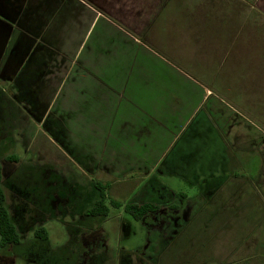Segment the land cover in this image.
<instances>
[{"label":"crops","instance_id":"1","mask_svg":"<svg viewBox=\"0 0 264 264\" xmlns=\"http://www.w3.org/2000/svg\"><path fill=\"white\" fill-rule=\"evenodd\" d=\"M263 25L264 0H0V83L6 85L0 84V141L10 146L17 140L23 149L26 140L34 146L42 137L61 141L68 150H54L58 157L82 171L88 161L102 163L106 151L113 163L127 157L120 171L130 165L147 170L137 157L160 156L155 164L168 175L180 161L176 175L197 189L194 197L209 201L222 188L242 186L238 199L225 192L223 201L246 202L254 184L233 167L255 147L252 137L259 143L264 134L254 126L264 124V87L254 77L260 83L264 76ZM252 61L260 75L251 72ZM183 69L198 80L187 89L180 88L181 78L189 77ZM222 77L231 86L220 89ZM203 106L212 124L206 131L219 142L215 163L185 162L180 149L170 153V143L156 153L159 141L180 129L183 109ZM254 108L256 116L248 115ZM232 125L240 127L239 150L227 141H238ZM263 152L257 148L262 158ZM255 185L264 193V165Z\"/></svg>","mask_w":264,"mask_h":264},{"label":"rangeland","instance_id":"2","mask_svg":"<svg viewBox=\"0 0 264 264\" xmlns=\"http://www.w3.org/2000/svg\"><path fill=\"white\" fill-rule=\"evenodd\" d=\"M259 34L264 35V25ZM251 64H255V67L250 65L253 74L260 75L263 72L261 68L257 70L256 62L252 61ZM177 67L180 69V66ZM184 71L189 73V77L181 78V89H187L188 84L198 82L195 75H190L188 70ZM254 77L255 83L264 87V76H259L260 83H257L258 76ZM224 78L220 80V89L231 86L224 82ZM249 78L251 82L253 76ZM0 84L6 88V85ZM195 87L197 88H192ZM232 87H237V84L234 83ZM219 92L218 95L224 97V93ZM182 94L187 95V91ZM235 102L238 103V99L234 104ZM228 105L233 109V104ZM235 108L242 113L239 105ZM207 109L205 106L200 110L193 107L183 109L180 129L177 126L174 134L171 131L159 141L160 148L156 153L167 148L170 143V153L180 149L185 154V162L193 165V159L197 158V166L208 167L214 164L215 155L219 152V142L215 145V132L206 131V128L212 127L205 119ZM254 110L255 108L248 109V115L256 116ZM217 121L221 122L219 117ZM232 126V136H238V141L235 142L232 138L227 140L230 146L235 144L234 149L225 141L227 152L235 150L240 142V127ZM254 126L264 132V124L256 123ZM250 129L256 131L253 126ZM260 135L262 140L259 143L257 136L255 142L252 137L249 144L255 146L254 150L242 157L241 166L240 156L236 159L238 164L234 161V170L240 168L237 169L240 176L244 175L246 180L250 179L251 184H254L247 188V198L244 197L247 201L241 199L245 203L237 201L242 195V186L236 187L234 193L228 188H222L220 194L209 201L194 197L197 189L178 176L180 161L175 167L178 175H168L164 172V166L160 165L163 159L160 156L137 157L144 158L142 167L147 170L139 171L138 167L130 165L127 170L120 171L117 166L128 167L127 157H121L113 163L112 155L106 151L102 163L91 167V162L88 161L83 166L86 171H82L76 163L71 164L58 157L55 151L68 150L67 147L64 149L63 142L56 140V144H53L42 137L36 141L35 146V140H26L27 149H23L17 140L10 146L0 141V162L8 204L13 207L12 212L17 207V218L23 221V239H30L34 229L41 226L47 230L50 245L56 249L69 239L65 226L74 227L72 230L89 227L86 230L88 233L83 236L86 252V262L84 260L83 264H264V193L255 185L261 166L264 165V152L263 158L262 155H257V148L264 150V134L261 132L259 137ZM36 151L40 154H36ZM77 152L76 156L80 159L82 154L78 150ZM61 154L59 153L60 156ZM8 156L19 157V163L8 161ZM168 158L171 159V156ZM158 159L160 166L155 164ZM44 163H50V166L45 167ZM34 164L36 166H32ZM27 166L31 168L26 170ZM32 167L37 168H33V171ZM44 168L52 170L45 171ZM150 168H155L156 171H148ZM150 177L154 179L147 182ZM12 183L15 187L11 186L10 190L8 186ZM95 183L105 187V192H108L113 201L122 204L151 202L156 204L158 211L148 214L141 221H134L124 212L123 207L114 208L107 200L109 214L105 221L100 223L89 220L83 215L82 205L91 204L95 196ZM225 192L236 197V202L225 203L222 196ZM180 194H186L189 198H183ZM226 201L229 202L228 199ZM17 253L9 249L0 254V264H32L20 259Z\"/></svg>","mask_w":264,"mask_h":264},{"label":"trees","instance_id":"3","mask_svg":"<svg viewBox=\"0 0 264 264\" xmlns=\"http://www.w3.org/2000/svg\"><path fill=\"white\" fill-rule=\"evenodd\" d=\"M8 161L17 162L14 156H8ZM6 184L3 178V169L0 162V254L8 252L9 249L13 253H17L20 259L32 264H83L85 260V247L83 246V236L89 227L72 230L74 227L65 226L69 239L59 248H53L49 242V234L44 227L34 229L32 237L24 240L21 230L23 221L17 218L19 212L15 206L8 204L6 195ZM12 183L8 188L11 190ZM95 196L91 204H83V215L89 220H96L100 223L105 221L109 214V207L122 208L125 213L129 214L134 221H141L148 214H152L158 210L155 203L145 202L141 204L128 202L122 204L109 198L105 187L94 184ZM184 196V195H181ZM92 257H90L91 260ZM86 262V260H85ZM92 264V262L90 263ZM96 264V263H93Z\"/></svg>","mask_w":264,"mask_h":264},{"label":"flooded vegetation","instance_id":"4","mask_svg":"<svg viewBox=\"0 0 264 264\" xmlns=\"http://www.w3.org/2000/svg\"><path fill=\"white\" fill-rule=\"evenodd\" d=\"M157 211H158V210H157ZM157 211H156V212H157ZM156 212H154V213H156Z\"/></svg>","mask_w":264,"mask_h":264}]
</instances>
